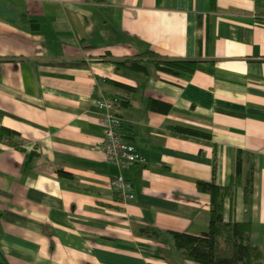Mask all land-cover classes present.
<instances>
[{
	"label": "crops",
	"instance_id": "obj_1",
	"mask_svg": "<svg viewBox=\"0 0 264 264\" xmlns=\"http://www.w3.org/2000/svg\"><path fill=\"white\" fill-rule=\"evenodd\" d=\"M149 50L196 70L113 62ZM99 98L121 99L130 170L106 160ZM199 182L233 187L224 221L264 251V0H0V264H197L171 233L209 232Z\"/></svg>",
	"mask_w": 264,
	"mask_h": 264
},
{
	"label": "trees",
	"instance_id": "obj_2",
	"mask_svg": "<svg viewBox=\"0 0 264 264\" xmlns=\"http://www.w3.org/2000/svg\"><path fill=\"white\" fill-rule=\"evenodd\" d=\"M113 62L118 68L124 67L148 73V68L153 66L160 72L172 75H180L182 72L193 73L198 64V60L195 59L173 58L153 50L135 57L113 59ZM179 129L190 135H205L190 128ZM237 160L238 171L235 185H239L242 164L240 156ZM197 188L199 192L209 194L211 197L210 230L201 236L171 233L175 248L186 252L188 258L197 264H264V251L260 246H254L250 242V223L224 221V200L227 197H233V187L224 188L215 183L199 182ZM251 193L252 180L248 176L245 187L246 201ZM150 233L153 236L158 235V232L154 230Z\"/></svg>",
	"mask_w": 264,
	"mask_h": 264
},
{
	"label": "built area",
	"instance_id": "obj_3",
	"mask_svg": "<svg viewBox=\"0 0 264 264\" xmlns=\"http://www.w3.org/2000/svg\"><path fill=\"white\" fill-rule=\"evenodd\" d=\"M120 98H99L96 100L99 112L97 121L103 128V151L106 160L123 171L142 163L141 153L126 141L123 118L117 112ZM110 186L119 203L135 199L134 186L123 176L114 177Z\"/></svg>",
	"mask_w": 264,
	"mask_h": 264
}]
</instances>
